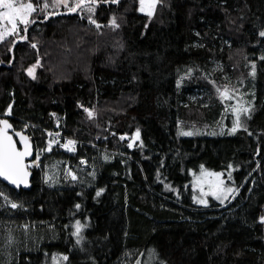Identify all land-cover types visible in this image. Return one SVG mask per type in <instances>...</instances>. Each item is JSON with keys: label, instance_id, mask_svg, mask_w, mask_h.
Instances as JSON below:
<instances>
[{"label": "trees", "instance_id": "1", "mask_svg": "<svg viewBox=\"0 0 264 264\" xmlns=\"http://www.w3.org/2000/svg\"><path fill=\"white\" fill-rule=\"evenodd\" d=\"M139 7V0L101 2L99 29L86 14L41 15L27 40L0 42V119L39 147L44 131L65 116L79 149L52 153L46 164L67 162L83 181L45 183L43 168L28 190L0 181V190L24 205L0 208V225L34 229L28 237L17 232L21 240L7 248L10 264H54L57 254L69 257L64 264H264V0H162L151 18ZM113 16L119 28L109 25ZM33 65L35 78L27 73ZM188 67L191 78L177 88ZM206 73L241 92L246 83L256 86L247 132L229 134L228 114L220 134L226 101ZM196 92L204 96L191 98ZM137 128L143 147L137 141L131 149ZM181 129L200 134L185 137ZM81 157L96 178L82 170ZM201 165L224 173L225 183L239 188L235 198L221 204L209 195L207 206L197 203L193 173ZM77 219L87 225L81 246L71 234ZM9 260L0 251V264Z\"/></svg>", "mask_w": 264, "mask_h": 264}, {"label": "snow or ice", "instance_id": "2", "mask_svg": "<svg viewBox=\"0 0 264 264\" xmlns=\"http://www.w3.org/2000/svg\"><path fill=\"white\" fill-rule=\"evenodd\" d=\"M101 2L104 4H118L119 0H36L35 3L33 0H0V42H3L7 37H13L10 43L14 46L16 41L27 40V32L30 24L36 23L37 19L41 15H43L45 19L50 16L58 15L60 14L61 9H63L66 13H78L81 15L86 14V18L89 23L95 25V27L99 29L101 24L98 23L96 19H94V13ZM160 3H162V0H139V11L146 13L147 16L151 18L156 11L157 5ZM109 25L113 28L120 27V24L117 23V18L115 16L109 20ZM21 26L23 34H21ZM197 35H199V33H197ZM259 35L264 37V31H260ZM31 46L33 48L36 47L35 44H32ZM260 59L264 60V56H261ZM38 64L39 61H37V65ZM35 68L36 65H33L27 69L28 75L32 76L33 78H35ZM193 72L194 69L192 67H188L184 74L177 79V88L181 86L185 77L191 78ZM249 75L253 77L256 75L255 62H251V71ZM209 76L210 74L206 73L203 78L213 86L219 100L222 103L224 101L229 102L224 105V113L221 115V120L217 122L221 129L220 134H223L224 127H226V125L223 124V120L228 114L231 115V128L229 129L230 134L236 133L239 129H243L247 132V121L251 119V114L254 111V93L252 94L251 99H245V96L248 95L247 93L239 91L238 88L230 84L218 85L216 80L209 79ZM238 83L242 84V80L238 81ZM81 107L83 108L84 106L81 105ZM84 112L87 113L89 118H93L95 116V112L92 109L84 108ZM7 113L11 114V105L8 106ZM27 127L28 125H24V128ZM57 127H59V121H57ZM195 134L200 133L199 131H184L183 129L178 132V135L183 136H192ZM208 134L217 135L215 131L209 132ZM251 134L252 133L249 132V135ZM47 135L49 139L47 140L46 147L38 148L35 151V158L30 163L26 162L28 157L33 156L31 138L28 135H25L23 130L16 131L9 119H0V178H3V180L7 181L10 185L15 186V188H20L21 185L28 187L30 183L29 177L31 175L29 169L32 166L39 167L41 154L43 152H51L53 150V145H58L69 152H76V140L67 139L65 143H60L59 132H47ZM14 136L19 137V143L22 145V147L17 146V141L14 139ZM120 139L124 140L125 135H121ZM136 141H139L140 147H143V141L141 140L139 128L136 129L134 135L131 137V142H129L127 146L132 148ZM103 159L109 160L110 156L104 155ZM58 163H64L65 165L67 164V162ZM79 163L80 165H87L88 160L81 157ZM53 167L56 170L52 174L45 172V183L50 182L55 184L58 182L59 177L56 173L61 171V169L56 166ZM228 167L232 168V165L229 164ZM200 169L199 175L193 173V176L195 177L193 183L195 187H197L201 192V196L197 199V203L207 206L208 200L205 197L209 195L220 201L221 204H223L230 197L233 199L235 198V195L239 192V188L227 185L225 183V179H223L224 173L210 171L203 165L200 166ZM62 171L65 180L70 179L72 182L83 183V181L79 180L77 172L71 167L66 166L62 169ZM88 175L93 177V179L95 178L96 171L94 165L93 171L88 173ZM228 179H232L231 172L228 173ZM205 188L207 191H205ZM103 192L104 188H99L96 190V197H99ZM0 198H2L3 201L0 203V208L18 209L24 207L23 203L13 200L3 190H0ZM74 207L75 209H80L81 205L77 203L74 205ZM260 221L264 223V216L260 217ZM22 227L27 230L29 226L24 224ZM73 227L74 231L71 234L76 238L75 244L77 246H81L85 241L83 231L87 225L77 219L75 220ZM14 243L15 238L9 229L4 235L3 246L5 249H7L10 248ZM154 254L155 250L153 249L150 252V257ZM141 255L143 254L141 253ZM68 259L69 257L64 254H57L52 257L54 264H64V262L68 261ZM4 264H10V262L5 261ZM136 264H141V261L137 259ZM162 264H164V262H162Z\"/></svg>", "mask_w": 264, "mask_h": 264}, {"label": "rangeland", "instance_id": "3", "mask_svg": "<svg viewBox=\"0 0 264 264\" xmlns=\"http://www.w3.org/2000/svg\"><path fill=\"white\" fill-rule=\"evenodd\" d=\"M33 2L35 3L36 2V0H33ZM62 11H64L63 9H61L60 10V12H62ZM141 12V11H140ZM142 14H146V13H143V12H141ZM147 15V14H146ZM21 32H22V26H21ZM10 38H12V37H7L5 40H8V39H10ZM4 40V41H5ZM35 72H36V68H35ZM253 83L251 82V83H246L245 84V86L243 87V88H246V92L245 91H243L244 93H247L248 95H246L245 96V99H251V97H252V94L254 93V95H256V86L255 85H252ZM240 90H242V88H240ZM201 93H199V92H196L195 94H192V95H190V97L191 98H197V97H199V98H202L203 96H204V94L203 95H200ZM225 102V101H224ZM227 103H229L228 101H226V104ZM233 103H234V101H233ZM209 128H211V127H209ZM231 128V126L229 127V129ZM225 132V131H224ZM230 134V133H229ZM231 134H233V133H231ZM193 136V135H192ZM185 137H191V136H185ZM135 143H137V141L135 142ZM134 143V144H135ZM131 149H133V147L131 148ZM53 166H56V167H58V168H62L63 167V164L62 163H58V162H55L54 160L53 161H49L47 164H45V166L43 167V169H44V171H43V177H44V175H45V172H48L49 174H52L53 172H55V168L53 167ZM214 171V170H213ZM57 175H58V177L60 178H64V176H62V170L61 171H59V172H57L56 173ZM197 175H199V172H197L196 173ZM97 177V174H96V176H95V178ZM194 179H195V177H194ZM224 179V178H223ZM68 180H70V179H68ZM3 201H2V198H0V203H2ZM5 208H1V211H3ZM14 210H16V209H14ZM11 230V232H12V235L14 236V238H15V243L11 246V247H13V246H15L17 243H18V241H20L21 240V237H19V236H17V232L18 231H21L24 235H25V237H28L29 236V234L31 233V230H34V229H32V228H30V226L28 227V229L27 230H25L23 227H16V226H12V225H6L5 223H2L1 225H0V234H1V239H0V251L4 254V255H6V257H7V259L9 260L10 259V257H9V252H8V250L9 249H3V241H4V235L8 232V230ZM8 262H10V260L8 261Z\"/></svg>", "mask_w": 264, "mask_h": 264}, {"label": "built area", "instance_id": "4", "mask_svg": "<svg viewBox=\"0 0 264 264\" xmlns=\"http://www.w3.org/2000/svg\"><path fill=\"white\" fill-rule=\"evenodd\" d=\"M57 121H59V127H57ZM57 121L55 123L54 128L47 129V131H44L45 138L43 140L42 145L39 146L38 148H45L46 147L47 140L49 139V137L47 135V132H59L60 133V137H59L60 143H65L67 139H74V138L70 137L69 134L66 131V124H67L66 117L63 116V115H60V116H58ZM78 148H79V144L77 142V144H76V152H77ZM76 152H74V153H76ZM50 153H55V154H59V153L74 154L73 152H69V151H67L64 148L59 147L58 145H53V150L51 152L45 151V152H43L41 154V160H40V163H39V167L32 166V167H30V170L40 169L42 167L43 163L45 162V159H46L47 155L50 154ZM82 166H85V165H82Z\"/></svg>", "mask_w": 264, "mask_h": 264}, {"label": "water", "instance_id": "5", "mask_svg": "<svg viewBox=\"0 0 264 264\" xmlns=\"http://www.w3.org/2000/svg\"><path fill=\"white\" fill-rule=\"evenodd\" d=\"M99 5H100V4H99ZM99 5H98V6H99ZM61 14H62V13H60V14H58V15H55V16H50L49 19H54V18L60 16ZM5 118H7V117H3V118H1V119H5ZM7 119H9V118H7ZM9 121H10V123H12L10 119H9ZM12 124H13V123H12ZM13 127L16 129V127H15L14 124H13ZM10 131H11V130H10ZM16 131H21V130L16 129ZM24 134H25V135H28V134H26V133H24ZM28 136H29V135H28ZM29 137H30V136H29ZM14 139L17 141V146H18V147H22V145L19 143V137L14 136ZM31 143H32V147H33V156L28 157L27 160H26V162L31 161V160L34 158V154H35V145H34V143H33L32 140H31ZM30 173H31V175H30V177H29V182H30V183H29V186H28V187H24L23 185H21L20 188H15V186L10 185L7 181H4L3 178H0V181H2L4 184L8 185L10 188H13V189H16V190H19V189L28 190L29 187H30L31 180H32V177H33L34 172L30 171Z\"/></svg>", "mask_w": 264, "mask_h": 264}]
</instances>
